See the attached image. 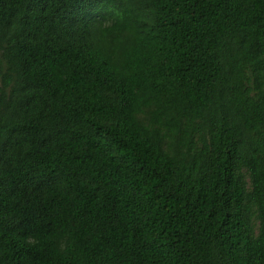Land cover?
Returning a JSON list of instances; mask_svg holds the SVG:
<instances>
[{
  "label": "trees",
  "instance_id": "1",
  "mask_svg": "<svg viewBox=\"0 0 264 264\" xmlns=\"http://www.w3.org/2000/svg\"><path fill=\"white\" fill-rule=\"evenodd\" d=\"M0 264H264V0H0Z\"/></svg>",
  "mask_w": 264,
  "mask_h": 264
}]
</instances>
